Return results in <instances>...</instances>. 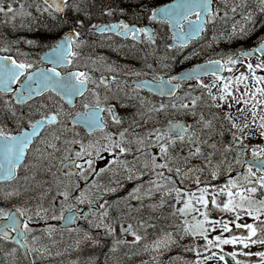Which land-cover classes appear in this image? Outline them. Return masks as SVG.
<instances>
[{
  "label": "snow or ice",
  "instance_id": "6c2138e0",
  "mask_svg": "<svg viewBox=\"0 0 264 264\" xmlns=\"http://www.w3.org/2000/svg\"><path fill=\"white\" fill-rule=\"evenodd\" d=\"M136 2L138 7L134 16L167 26L170 40L165 47L168 49L182 48L193 38H200L220 12L219 8L213 10L212 0H170L162 5H153L152 0ZM236 7L232 5L233 11ZM32 8L40 14L39 19L44 14L50 18V26L44 24L46 35L14 38L5 33L0 38V51L14 53L0 55V98L3 99L0 182L11 181L0 185V196L6 204L17 198L16 203L0 207V239L12 240L24 248L26 257L33 253L50 255L39 243L40 236L32 234V219L74 222L79 216L87 220L90 228L103 229L104 236H111L110 251H115L120 244H135L147 237V232L142 235L141 229L156 227L154 222L149 223L156 217L134 215L147 208L149 212L159 211L161 215L178 219L173 221L175 227L162 229L155 239L143 245L142 251L155 254L142 264H164L159 250L169 249L189 236L192 239L182 246L194 258L178 257L184 264H206L207 261L231 264L226 257L235 264H264V250L253 253L237 247L264 244V143L249 142L257 136L264 139V74L256 71L264 69V60L260 59L264 57V31L252 47L214 52L212 58L175 74L157 72L151 64L145 67L152 68V73L129 70L125 76L144 78L119 81L131 85L121 95L122 88L112 87L118 77L108 75L121 68L109 63L102 54L81 55L80 49L89 43L84 32L115 33L155 44L156 32L151 26L128 23L124 19L97 23L92 20L87 0H36L34 4L26 3V0H0V25L12 30H31L34 25L39 28ZM257 8L264 14V0H258ZM116 12L123 15L127 9L109 6L102 9L108 16ZM254 16L253 9L248 7L244 19L253 22L252 27L245 30V25L237 28L233 24L231 34L214 33L212 40L219 43L222 38L232 43L237 38L254 34L257 28L264 29V20L256 24ZM57 32L60 34L56 35ZM21 43L45 50L36 60L20 47H11ZM208 43L211 47V41ZM257 53L260 57L255 64L241 60ZM198 54H202V50L193 49L185 59ZM237 63L246 64L251 85L248 73L237 70L233 76L221 74L226 68L232 71ZM161 66L170 68L169 64ZM97 72L100 73L98 76L95 75ZM208 74L213 81L206 84L201 77ZM191 79L207 91V100L195 93L190 84L182 94L178 91L184 87V81ZM217 81L221 82L219 91L213 93L211 88ZM240 84L244 86L243 91ZM145 89L169 99L166 102L150 100L140 95ZM126 96L136 97L139 107L122 116L117 109L129 106ZM201 100L216 109L227 103V110L206 116L203 110L197 111ZM65 104L72 111H68ZM235 104L240 106L233 111ZM249 105L250 109L246 107ZM249 110L250 118L246 115ZM135 116L145 123L152 121V126L139 132L131 131V128L142 127L133 119ZM188 116L193 119H185ZM240 116L245 118L238 123L234 117ZM126 120H131V125L124 126ZM225 122L229 125L227 128ZM110 125L116 126L115 130H109ZM79 126L86 130V138H81L76 130ZM68 132L71 136L66 135ZM225 132L230 133L227 142L224 141ZM192 160L199 163H192ZM37 165L41 171L53 174L55 194L51 195L47 206L44 197L52 192V185L46 183L47 190L38 193L39 201L35 205L28 203L36 199L28 193L35 192L30 177L35 176ZM233 172L235 175H228ZM61 175L76 179L64 181L60 179ZM220 176H225V180L213 183ZM81 180L84 181L82 187ZM21 197L23 202L18 199ZM56 200H59L58 205ZM85 203L87 211L80 213L77 205ZM165 205L170 212L165 213ZM214 210L231 213L235 221L245 215L252 219L238 223L226 216H213ZM117 224L121 234L119 239L116 238ZM54 227L46 224L44 232L51 236ZM217 227L229 234L209 235ZM74 230L93 244L101 242L79 225ZM12 232L16 235H11ZM127 234L134 239L125 240L123 236ZM200 238L203 244L196 243ZM228 244L233 245L231 251L222 247ZM16 251L15 247L10 250L12 264H15ZM241 254L261 259H240Z\"/></svg>",
  "mask_w": 264,
  "mask_h": 264
},
{
  "label": "rangeland",
  "instance_id": "374dc122",
  "mask_svg": "<svg viewBox=\"0 0 264 264\" xmlns=\"http://www.w3.org/2000/svg\"><path fill=\"white\" fill-rule=\"evenodd\" d=\"M36 0H26V3H35ZM245 2H248V0H219L216 1V5L220 9V12L217 14V17H221V15H224L225 13H227V17H228V21L229 24L233 25L236 24L237 28H240L241 25H247V22L245 20V22L241 23V21H238L239 19L235 20L234 16L232 15V5L235 4L237 7L236 9L238 10H242L244 9L243 4ZM252 3L254 4V6L258 5V0H253ZM245 5V4H244ZM33 13H37L35 11L34 8L30 9ZM246 12V10L244 11ZM235 13V12H234ZM226 16V15H225ZM242 19H244V16L241 17ZM218 20V19H217ZM223 20H219V23H222ZM20 31H17L15 35V30H12L9 27H4L2 25H0V38H3L5 33H7L8 36L11 37H23L26 38L25 35H28V38H32L33 36L30 34V30L28 28H18ZM24 33V34H23ZM27 33V34H26ZM232 33V29L228 30L227 32H224L225 35H229ZM167 35V31L163 30L160 34V37L156 40V43L153 44L152 46H148L145 51L144 54L146 56L147 62L149 64H151L153 66V68L157 71V72H164V73H172L174 71H177L181 66L183 65H187L189 64L193 59H185L183 62H179L177 63V61L175 60H162V55H165V53L167 54V56L172 55V53H179V51H173L171 49H168L165 47V38ZM34 36H36V34H34ZM42 48H37V47H29L26 46V48H23V51L28 52L32 58L39 60V52ZM193 49H196L195 46L190 50V52L193 51ZM211 52H214V50H211ZM210 54V53H208ZM189 54H187L188 56ZM161 59L160 62L157 58ZM262 60H264V57L261 58ZM251 63L255 64L257 62V58L253 59L252 61H250ZM162 64H169L170 68H163L161 65ZM234 70L229 71L228 70V75L229 76H233L236 74V71H242L245 73L249 74V85L252 84L251 81V76L249 73V70L246 67V64H242L239 63L237 64L235 67H233ZM150 71L152 73V68H150ZM258 74H264V69H257L256 70ZM201 79H203L201 77ZM204 82L210 83L213 81V77L212 76H207L204 79ZM221 82L217 81L215 82L214 86L211 88V91L213 93H216L219 91V84ZM192 85L193 88L192 90L199 94L200 96H202L204 98V100H207L208 97V93L206 90L202 89L201 87H199L195 83L193 84L192 82L189 83H185V87L183 89V91H187V85ZM239 88L241 91L244 90V86L243 84L239 85ZM235 91V88L233 89ZM183 91L181 92V94L183 93ZM145 97H148L150 100L153 99V97L149 96V95H144ZM0 101H3L2 98H0ZM166 102V101H165ZM240 105L239 104H235L233 111H235V108H238ZM247 108L250 109V105L246 106ZM203 110L205 112V115L207 116L209 113L211 112H216L219 111L221 113H223V111L227 110V103H225L220 109H216V108H211L208 106V104H205L203 100L198 102V106H197V111H201ZM247 117H251V112L250 110L246 113ZM259 115V113H258ZM179 118V117H176ZM188 120L193 119V117L188 116L185 117ZM245 117L244 116H240L239 118L234 117V119H237V122L239 123L240 121H242ZM139 120V118L137 119ZM142 125V127L140 129L137 128H132L131 131H142L143 128L146 127H150L152 126V121H148V123H145L144 120L142 119V123H140ZM229 125L227 124V122H225V127L227 128ZM218 124H217V128H218ZM253 128L256 127V125H252ZM213 139H216V137L214 136ZM230 139V133L225 132V136H224V141L227 142V140ZM251 143H264V139L260 138L259 136L255 137V138H250ZM192 163H199V161L197 160H192ZM239 167V166H237ZM23 174V172L21 173ZM228 175H235V172L233 173H228ZM225 176H220L218 178V180L213 181V183H222L225 180ZM60 179L64 180L63 178L60 177ZM30 180L32 182V186L35 188V192H30L28 193L29 196L35 195L36 199L33 200H29L28 203H32L33 205H35V203H37L40 199V197L38 196V193L41 191H46L47 189L44 187V184H49L52 185V192L44 197V203L45 206H47V203L49 200H51V195L55 194V186L53 184V174L49 173L47 171H41L39 165L36 166V174L34 177H30ZM74 180V179H73ZM66 181V180H64ZM7 183H11V181L7 182ZM20 183H24L23 180L20 181ZM4 183H0V185H3ZM193 186V185H190ZM20 200V202H23L24 198H18ZM222 199V198H221ZM0 202L2 205H7L9 206L11 203H16L17 202V198H13L11 200L8 201V203L6 204L2 198V196H0ZM55 203L58 205L59 204V200H56ZM86 204V203H85ZM51 211V209L49 210ZM165 213L170 212V209L168 208L167 205H165ZM153 213H158L161 214L159 211L156 212H149V210L147 208H145L144 210H142L141 212L138 213H134V215H141L144 216L145 214H153ZM213 216L219 217V216H226L229 220H233L234 222H238V223H246L249 222L252 218L251 217H247L245 216H240L238 221H235V218L232 216L231 213H220L218 210H214L212 213ZM163 217H166L165 215H163ZM169 221L165 222V226L159 228L158 230H153V231H148L147 230V237H145L144 239H142L139 242H136L135 244H120L117 246V248L115 249V251H110V247H111V241H112V237L108 236V237H104L103 229H98L95 227H92L93 231L97 232L95 233L93 236L97 239H99L101 242L99 244H93L90 243L88 245H86L85 247H83L84 252L82 250V256L80 257V259L82 258H90L94 261L99 259L98 264H135L137 262L142 261L143 259H149L151 256H153L155 253L153 251H149V252H144L142 251V247L143 245L152 240L155 239L156 235H159L161 230H168L170 227H175V223L173 222L175 219H178V217H171L168 216ZM164 219V218H163ZM85 223L88 225L87 221H85ZM46 224H50L49 222H46L45 224H43L42 226L40 225H36L35 228H33V233L35 235L40 236V241L39 243L44 246L48 252H51L52 250H54V248L52 249V244L54 242L57 241H64L65 245L70 244V242H72L73 244H75L77 241H81V238L83 237L82 235H79L77 233H66V232H57L56 227H54L55 229H53L52 231V235L48 236L45 232H44V226ZM117 227V234H116V238L119 239L121 237V234L119 233V226L118 224L116 225ZM72 231V230H71ZM246 233V230H242ZM216 233H220L222 235H228L229 233L224 232L222 229L220 228H216L214 232H210L209 235H214ZM123 238L125 240L131 241L134 238L131 237L130 234L124 235ZM192 238L186 237L184 240H181L177 245H173L171 248L169 249H160V257L165 253L166 257L170 260H172V264H184V261L182 259H179L178 257H186L187 259H193V254L190 251H185V249L183 248L182 245L187 244ZM197 244H203V240L202 238L197 239L196 240ZM94 247L93 249H87L86 247ZM222 247L227 250V251H231L233 248V245L228 244V245H222ZM237 247H242L244 249L245 252L251 251L253 253H255L256 251H260V250H264V244H255V245H248V246H244V245H237ZM210 251H215V249H210ZM129 253H131V255H129ZM35 254V253H34ZM44 254V253H42ZM89 254V255H87ZM202 255H204V253H201ZM36 257L39 258L40 254H35ZM44 255H48V254H44ZM57 255V254H56ZM55 255V256H56ZM89 256V257H87ZM240 259H252V260H259L261 259L260 257H256V256H252V257H245L242 254L239 255ZM175 260V261H174ZM49 264H58V263H54V261H52V257L48 259L47 261ZM76 262V260L74 261ZM4 264H8V263H4ZM64 264H66V262H64ZM206 264H213L212 261H207ZM216 264H220V262H216Z\"/></svg>",
  "mask_w": 264,
  "mask_h": 264
},
{
  "label": "flooded vegetation",
  "instance_id": "af4514ba",
  "mask_svg": "<svg viewBox=\"0 0 264 264\" xmlns=\"http://www.w3.org/2000/svg\"><path fill=\"white\" fill-rule=\"evenodd\" d=\"M216 1L219 0H214V6L213 10L215 11L218 7L216 5ZM253 0H248V2H245L243 4L244 9L242 10H238L236 9L235 11H233L232 9V13H234V16H237V18H235V20L239 19L238 21H241V23L245 22V19H242L241 17L244 16V11L247 10L248 7H251L253 9V12L255 13V16H257L258 14H261L258 11L257 6H254V4L252 3ZM102 7L101 8H90L89 10L92 12V20H94L97 23H110L112 21H117L119 19H124L126 22L128 23H136V24H144V25H149L151 26L155 32H156V40L160 37V34L163 30L167 31V35L165 38V45L169 42L170 37L168 35V30H167V26L165 24H158L157 22H149L147 20V18H143V19H139L138 17L134 16L133 13L137 10H130L127 9V12L123 15H121L119 12H116L114 15L112 16H108L106 14L102 13ZM254 16V17H255ZM218 20H222L223 18L218 17ZM216 19V20H217ZM247 25H245V30H247V28L252 27L251 24H248L249 21H246ZM222 28H227V26L232 27V25L228 24V22L226 21L224 24H222ZM50 26V25H49ZM47 33V29H44V32H42V36L46 35ZM56 35H58L56 33ZM84 36L88 39L89 43L85 46H83L80 51H81V55L85 56V55H104L108 58V62L109 63H114V65L116 67H120L121 71L118 72H109L108 75H116L118 77V81L117 82H112V87L113 89H116L117 87L122 88L124 91L121 93V95H124V93H126L128 91V89L131 87L130 84L125 85V84H120L119 81H131L134 79H141L144 78L142 76H125L124 73L129 71V70H135V69H140L143 72H147V73H151L150 68L145 67V65L149 64L147 62L146 56L143 55L145 49L148 46H152L153 44L148 43L146 40H133L131 37H123V36H119L116 35L115 33H95V34H91L88 32H84ZM247 37V36H246ZM39 47V46H37ZM173 51H179L182 54L180 56H174V55H169L167 56V54L165 53V55H162V57L167 56L168 59L166 60H175L177 61V63L179 62H183L185 60V52L186 50H184V48H173L171 49ZM42 51V50H41ZM173 57H175V59H173ZM213 55L211 56H195L192 60L191 64L197 63L199 61H202L206 58H212ZM157 58V57H155ZM160 62L161 59L157 58ZM190 59V58H189ZM165 60V59H162ZM81 63L83 64V60H81ZM190 65V64H188ZM188 65H183L181 66L177 71L181 70L182 68H185ZM177 71H174L172 73H165L166 75H171L176 73ZM100 73L97 72L95 73V75H99ZM147 78H151V76H148ZM184 82H192L193 84L195 83L194 79L191 80H187ZM184 87H185V83ZM184 87L182 89H180V92L183 91ZM101 91L103 92V89H101ZM149 95L151 97H153L152 100L154 101H162L165 102L168 100V98L166 97H161L158 96L154 93L149 92L148 90H142L140 92V95ZM125 99H127L129 101V106L128 107H123V108H118L117 110L120 113H124V114H128L133 112L136 108L139 107V102L138 99L136 97H130V96H126ZM79 100V99H78ZM21 109H19L18 107V111H20ZM78 132H80V136L82 137H87V132L86 130L83 128V126H79L76 129ZM71 132H68L66 135L71 136ZM74 147H78V145H74ZM70 179H72V177H69ZM80 182V186L82 187L84 184V181H79ZM56 223L59 224V221L55 220ZM60 225V224H59ZM92 248V247H91ZM1 250V249H0ZM70 252H72V256L71 258H73V261L76 260L79 256H81L82 251L81 250H68ZM19 254L21 255V251L18 250ZM21 252V253H20ZM66 252V251H65ZM81 252V253H80ZM62 253V252H61ZM59 254V253H58ZM57 254V255H58ZM56 256L52 257V261H54V263H58V264H64V262L67 260L65 259H55ZM0 261L5 262L6 260H2L0 258Z\"/></svg>",
  "mask_w": 264,
  "mask_h": 264
},
{
  "label": "trees",
  "instance_id": "16d2710c",
  "mask_svg": "<svg viewBox=\"0 0 264 264\" xmlns=\"http://www.w3.org/2000/svg\"><path fill=\"white\" fill-rule=\"evenodd\" d=\"M101 2L100 6H93L92 7H102V6H109L110 4H113L115 6H119L120 4H131L133 7H137V2H134L135 0H105L107 3H103V0H99ZM133 2V3H132ZM44 22V20H41L40 23ZM46 22V21H45Z\"/></svg>",
  "mask_w": 264,
  "mask_h": 264
},
{
  "label": "bare ground",
  "instance_id": "6f19581e",
  "mask_svg": "<svg viewBox=\"0 0 264 264\" xmlns=\"http://www.w3.org/2000/svg\"><path fill=\"white\" fill-rule=\"evenodd\" d=\"M24 34V33H23ZM27 34V33H26ZM77 251V250H76ZM78 252V251H77ZM81 253V252H80ZM72 252H70V251H66V252H62V253H59L58 255H56V260L57 259H69V258H71V256H72ZM77 259V258H76ZM175 261V260H174ZM66 262V261H65Z\"/></svg>",
  "mask_w": 264,
  "mask_h": 264
},
{
  "label": "water",
  "instance_id": "95a60500",
  "mask_svg": "<svg viewBox=\"0 0 264 264\" xmlns=\"http://www.w3.org/2000/svg\"><path fill=\"white\" fill-rule=\"evenodd\" d=\"M230 261H232V259L230 258Z\"/></svg>",
  "mask_w": 264,
  "mask_h": 264
}]
</instances>
